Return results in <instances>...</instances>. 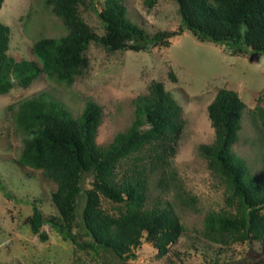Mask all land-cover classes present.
Returning a JSON list of instances; mask_svg holds the SVG:
<instances>
[{"label": "trees", "instance_id": "obj_1", "mask_svg": "<svg viewBox=\"0 0 264 264\" xmlns=\"http://www.w3.org/2000/svg\"><path fill=\"white\" fill-rule=\"evenodd\" d=\"M44 1L67 32L40 37L31 46L32 59L16 60L7 53L10 28L0 22V95L15 86H29L41 73L71 84L87 69L86 51L92 43L107 51L146 50L166 45L167 38L184 28L198 39L227 45L233 53L264 54V0H175L182 25L177 31L161 30L153 35L129 19L123 0ZM143 2L150 7L156 0ZM2 3L0 0V7ZM79 4L97 12L104 27L102 34L81 18ZM134 103L130 125L107 143L96 141L102 109L93 100H87L74 114L59 100L39 92L12 108L13 123L22 140L17 163L41 171L56 183L51 193L56 214L45 217L34 208L27 218L41 241L48 239L42 229L48 224L62 240L96 254L110 251L122 264L136 257L135 249L144 234L159 257L177 242L185 227L173 204L162 195L182 126V109L159 81L152 82ZM244 110L243 100L226 88L219 89L207 105L214 138L199 149L210 171L224 184L226 207L205 215L202 234L220 245L219 251L234 243L257 241L264 256V172L253 171L232 149L240 139ZM256 112L264 123L263 110L257 106L253 115ZM252 120L255 122L254 116ZM86 173L92 178L85 189L80 228L88 239L80 241L73 228L78 226L77 202ZM182 194V201L193 200ZM102 200L113 204L110 211L102 206ZM222 264L230 263L224 260ZM256 264H264V258Z\"/></svg>", "mask_w": 264, "mask_h": 264}, {"label": "rangeland", "instance_id": "obj_2", "mask_svg": "<svg viewBox=\"0 0 264 264\" xmlns=\"http://www.w3.org/2000/svg\"><path fill=\"white\" fill-rule=\"evenodd\" d=\"M123 1L129 19L149 35L161 30L177 31L182 25L175 0H156L150 7L143 0ZM78 10L96 33L104 32L102 21L91 6L79 4ZM0 22L10 28L7 53L16 60L32 59L31 46L40 37H59L67 32L44 0H3ZM167 42L139 51H107L92 43L86 51L87 69L71 84L41 73L29 86H15L0 95V264H122L110 251L96 254L62 240L48 224L42 226L48 235L46 241L33 234L27 218L34 208L45 217L56 214L51 200L56 183L41 171L17 163L22 140L13 123L12 108L39 92L59 100L74 114L87 100H93L102 109L96 141L107 143L130 125L135 98L146 94L154 81L162 82L182 109V126L170 157L162 197L173 204L185 228L161 257L144 234L135 249L136 257L125 264H222L224 260L230 264H256L263 260L257 241L234 243L219 251L220 245L203 236L205 215L226 207V193L224 184L208 168L199 146L214 138L207 105L219 89H232L245 103L240 139L232 149L246 159L253 171L264 172V123L257 112L253 115L258 106L264 116V54L233 53L227 45L198 39L186 28L167 38ZM91 178V174H84L77 202L78 226L73 231L80 241L88 239L80 227L85 189ZM181 193L193 200L182 201ZM111 205L102 200V206L109 211Z\"/></svg>", "mask_w": 264, "mask_h": 264}]
</instances>
